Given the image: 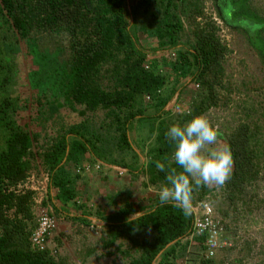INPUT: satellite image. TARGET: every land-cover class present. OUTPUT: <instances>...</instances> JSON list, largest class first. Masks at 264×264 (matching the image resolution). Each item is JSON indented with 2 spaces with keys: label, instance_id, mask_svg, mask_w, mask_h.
I'll use <instances>...</instances> for the list:
<instances>
[{
  "label": "trees",
  "instance_id": "1",
  "mask_svg": "<svg viewBox=\"0 0 264 264\" xmlns=\"http://www.w3.org/2000/svg\"><path fill=\"white\" fill-rule=\"evenodd\" d=\"M216 1L225 24L246 33L264 60V17L254 8V0ZM139 16L146 21L141 27L137 23ZM182 16L191 20L189 32L184 29ZM197 16L204 17V23L197 22ZM218 30L197 2L187 0H0V264H72L58 251L54 255L49 248L41 251L32 247V233L38 226L36 191L20 190L19 186L33 172L40 174L41 167L49 176L48 199L56 217L63 203H78L80 171L88 165L94 168L99 163L103 171L104 163L134 175L141 170L136 166L139 164L149 175V190L160 189L166 183L165 176L173 168L179 170L172 159L173 146L165 136L173 124L165 119L171 113L166 107L184 88L181 82L187 78L202 86L203 94L180 124L218 106L217 87L229 88L223 81L225 59L231 53ZM10 31L13 40L4 36ZM42 33L67 36L70 51L60 55L63 59L59 58L60 52L53 54L43 49L41 38L36 36ZM23 39L30 49L32 70L28 79L38 94V116L46 119L49 113L53 117L54 135L42 137L38 132L24 130L12 117L17 102L5 97L13 80L15 59L23 50ZM172 74L175 85L168 90ZM106 80L110 85L102 83ZM49 92L54 101L44 102ZM145 95L151 97L149 106L143 105ZM61 97L65 102L60 101ZM65 105L79 111L82 117L88 112L106 111L120 133L115 150L99 146L101 138L89 127V119L67 125L58 114ZM152 106L157 108L156 115L147 112ZM148 121V136L157 132L156 142L147 145L144 138L138 145L141 154L131 132L137 122ZM257 135L259 132L244 123L225 137L233 154L226 195L232 204L242 201L249 212L264 204L259 193L249 189L264 183V135L259 139ZM129 154L133 155L130 160L126 156ZM140 159L142 164L138 163ZM157 163H163L165 171L161 172ZM72 165L78 173L70 170ZM211 191L207 185H193L187 213L172 204H161L159 198L137 204L129 199V192L114 211L105 213L99 206L95 214L105 223L99 240L107 250L105 255L122 257L126 264H178L190 240H194L199 252L195 264H225L215 255L209 256L207 232L192 237L193 207ZM109 197L117 204L113 195ZM89 217L75 220L91 225ZM61 239L60 248L64 246ZM94 252L90 250L88 255Z\"/></svg>",
  "mask_w": 264,
  "mask_h": 264
},
{
  "label": "rangeland",
  "instance_id": "2",
  "mask_svg": "<svg viewBox=\"0 0 264 264\" xmlns=\"http://www.w3.org/2000/svg\"><path fill=\"white\" fill-rule=\"evenodd\" d=\"M187 2H197L202 7L204 16L210 17L218 26V36L221 41L231 49V53L225 59L223 81L224 85L229 88L217 87L220 96L218 106L211 107L200 115L204 116L219 130L220 134L216 146H226L225 137H228L244 123H249L256 132H259V135H257L258 139L260 137L263 138L264 60L262 56L249 43L246 33L241 30H233L225 24L220 16V8L216 0H187ZM254 8L264 17V0H254ZM182 17L184 29H186V32H189L190 27L192 28L190 26L191 20L187 16ZM196 19L199 23H204L205 21V18L200 16H197ZM150 21L148 19V24ZM145 22L143 16L138 17L137 23L139 27ZM140 33H142L141 30ZM4 36L10 40L14 38L12 31L4 34ZM36 36L37 38H41V46L44 50L48 49L53 54L60 52L59 58L61 59L64 57L62 58L60 55H66L70 51V43L66 35H47L46 33H42ZM51 42L52 44L50 45ZM20 45L23 50L21 55L15 59L12 74L13 80L7 86L5 94V97L16 101L18 105L16 110L12 112V117L24 130L38 132L42 137L48 133L54 135L56 128L54 129L55 126H53V117H50L49 113L46 114V119L38 116V111L41 110L38 94L28 79L29 73L32 70L28 42L23 39ZM57 47L62 48L54 49ZM161 70L164 71V68ZM169 79L168 90L172 89L175 85V75L172 74ZM102 83L105 86L110 85L108 80ZM181 84L184 88L180 89L166 107L167 110H171V113L165 117L169 123H179L184 115L190 114L193 111L194 104L201 99V94H203L202 86L200 87L199 84L192 83L189 78L183 80ZM49 93L46 98H43L44 102L46 99L54 101L51 92ZM60 101L65 102V98L61 97ZM143 105L149 106V102L145 97H143ZM77 108L79 110L82 109L78 106ZM147 112L156 115L157 108L154 106L149 107ZM58 114H60L67 125L79 124L85 121V119H89V127L92 131H96V134L101 138L99 146L108 150H115L117 147L116 143L118 144L120 133L117 131L112 119L107 117L106 111L88 112L86 117H82L79 111H73L68 105H65L60 108ZM148 124L149 121L144 124L137 122L131 132V137L136 142L135 146L141 154L142 151L138 145L144 142V138L147 139V145L156 142L157 132H154L151 137L150 135L148 136V132L150 131ZM39 142L42 143V140ZM254 145L260 149L258 142L255 141ZM35 146L34 150L36 151L38 143ZM126 156H129L128 160L133 157L132 154ZM142 157L146 161L144 155ZM143 160H138V163ZM102 164L103 171H101V168L100 170L91 168L88 171L87 167L80 171L81 179L78 180L77 186L80 195L78 203H63L61 205L60 209L62 212L57 217L58 226L52 239L49 241L51 252L56 255L58 251L62 256L69 257V261L72 264H82L83 262H86V264H126L127 260H124L122 257L105 255L107 250L102 248V243L99 241L105 230V223L99 221L95 212L101 205L105 213L114 211L122 205V199L124 198L125 200L127 198L126 192L130 193L129 199L137 204H149L151 198H159V189H146L147 186H150L149 175L144 173L145 168L143 166L136 165L141 170L133 175L122 168H111L107 164ZM97 165L101 164L97 163ZM81 166L83 167L82 164ZM69 168L78 173V170H75V166L72 165ZM120 171L123 173H120ZM30 177L34 181L28 179L25 186L29 187L30 190L36 191L34 200L38 222L41 208H48V205L51 206L47 193L49 176L41 167L40 174L35 171ZM190 184L192 187L196 185L195 181L191 179ZM207 186L209 189H212L208 195L211 196L216 219L220 221L223 227L220 238L221 246L213 253L209 252V256L215 255L217 259L222 260L225 264H264V204H261V207L257 210L249 212L246 204H243L242 201H237L235 204L231 203L230 198L228 199L226 195L227 189L225 184L223 186L215 184ZM196 189H198L199 193L200 189ZM249 189L251 192L254 190L258 192L260 199L264 200V183H261L260 188L256 186V189L254 187H249ZM53 195H55V192ZM109 195H113V199L117 204L114 205L110 201L112 199H110ZM81 205H87L90 209L87 207L82 208ZM87 215L93 221L91 225H86L81 221L73 219L74 217ZM61 226H63V229ZM60 238H62L61 240L64 243V246L61 248L58 243V239ZM190 241L187 250L178 259V264H195L196 260L194 259L199 256L198 245L194 240ZM90 250H94L95 252L88 255Z\"/></svg>",
  "mask_w": 264,
  "mask_h": 264
},
{
  "label": "clouds",
  "instance_id": "3",
  "mask_svg": "<svg viewBox=\"0 0 264 264\" xmlns=\"http://www.w3.org/2000/svg\"><path fill=\"white\" fill-rule=\"evenodd\" d=\"M219 130L204 116H195L185 124L168 127L165 136L173 146L172 159L179 166L165 176L159 189L161 204L188 212L191 207L190 179L199 185L223 186L232 175L233 154L226 146L217 147ZM156 167L165 171L163 163Z\"/></svg>",
  "mask_w": 264,
  "mask_h": 264
},
{
  "label": "built area",
  "instance_id": "4",
  "mask_svg": "<svg viewBox=\"0 0 264 264\" xmlns=\"http://www.w3.org/2000/svg\"><path fill=\"white\" fill-rule=\"evenodd\" d=\"M145 98L148 102L151 101V97L149 95H145ZM91 168L100 170L101 167L100 165H97L94 168L90 165L87 166L88 171H90ZM120 173L123 172L120 171ZM29 179L34 181L31 177ZM27 188L29 189V187H26L25 184H21L19 186L20 190ZM51 206L48 205V208H41L38 226L32 233L31 243L32 247L36 250L42 251L48 249L50 244L49 241L52 239L54 232L57 229V217L53 214L54 210ZM193 211L195 214V224L192 237L194 235L201 236L207 232L208 238L206 245L208 247V251L213 253L221 246L220 238L223 232V227L221 226L220 221L216 219L211 196L207 195L205 199L193 207Z\"/></svg>",
  "mask_w": 264,
  "mask_h": 264
},
{
  "label": "crops",
  "instance_id": "5",
  "mask_svg": "<svg viewBox=\"0 0 264 264\" xmlns=\"http://www.w3.org/2000/svg\"><path fill=\"white\" fill-rule=\"evenodd\" d=\"M61 212H62V211H61ZM61 212H60V213H61ZM73 219L75 220V219H78V218H77V217H74ZM75 221H77V220H75ZM61 228L63 229V226H61Z\"/></svg>",
  "mask_w": 264,
  "mask_h": 264
}]
</instances>
